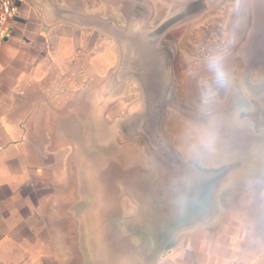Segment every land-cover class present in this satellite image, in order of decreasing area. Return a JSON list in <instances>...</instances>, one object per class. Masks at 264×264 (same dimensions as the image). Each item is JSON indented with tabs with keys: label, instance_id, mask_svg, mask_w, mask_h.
Instances as JSON below:
<instances>
[{
	"label": "flooded vegetation",
	"instance_id": "flooded-vegetation-1",
	"mask_svg": "<svg viewBox=\"0 0 264 264\" xmlns=\"http://www.w3.org/2000/svg\"><path fill=\"white\" fill-rule=\"evenodd\" d=\"M55 8L57 24L104 41L106 69L82 90L84 111L57 106V168L73 190L63 208L86 212L82 225L112 263L155 264L179 233L214 224L207 217L240 154L264 143V132L254 135L264 129V0H58ZM219 49L233 84L205 109L206 58ZM79 114L85 132L99 116L110 124L78 155L61 136L78 134ZM210 126L214 148L197 155L192 146Z\"/></svg>",
	"mask_w": 264,
	"mask_h": 264
},
{
	"label": "crops",
	"instance_id": "crops-1",
	"mask_svg": "<svg viewBox=\"0 0 264 264\" xmlns=\"http://www.w3.org/2000/svg\"><path fill=\"white\" fill-rule=\"evenodd\" d=\"M12 1L17 15L0 44V264H120L97 252L86 212L61 202L73 190L57 168V56L81 34L57 24L58 0ZM155 264H264V245L214 223L180 233Z\"/></svg>",
	"mask_w": 264,
	"mask_h": 264
},
{
	"label": "rangeland",
	"instance_id": "rangeland-1",
	"mask_svg": "<svg viewBox=\"0 0 264 264\" xmlns=\"http://www.w3.org/2000/svg\"><path fill=\"white\" fill-rule=\"evenodd\" d=\"M80 34L78 40L82 43L81 47L59 49L62 55L57 60V106H62V110L66 107L69 109L78 107V111H84L85 104H80L82 90L88 87L86 85L102 79L106 70L99 64L103 60L104 41L100 38L96 39V35L94 34L93 37L90 32L77 31V35ZM91 40L93 46L87 49ZM71 44L73 45V41ZM69 116L70 113H63L62 122ZM77 120L80 129L75 135L77 138L66 133L62 134L61 138L65 144L63 148H67V152L74 150L79 155V152L93 149L101 142L102 136L99 135V130L108 123V120L101 116L90 120L93 134L83 130L84 127H88L84 116L79 114ZM261 131L264 132V129L255 131L254 135L261 134ZM76 140L82 142L77 149ZM240 155L237 165L228 174V180L218 192L214 212L207 217V220L211 219L212 223L221 222L223 226H229L231 233L238 236L243 243L262 246L264 245V195L261 193L264 188L261 186L250 188L248 181L255 178L264 179V143L254 142L252 151L248 150V153L243 152Z\"/></svg>",
	"mask_w": 264,
	"mask_h": 264
},
{
	"label": "clouds",
	"instance_id": "clouds-1",
	"mask_svg": "<svg viewBox=\"0 0 264 264\" xmlns=\"http://www.w3.org/2000/svg\"><path fill=\"white\" fill-rule=\"evenodd\" d=\"M226 49H219L209 54L206 58V66L208 72L211 74V82L205 81L203 83V91L201 94L202 105L205 109L210 108L215 100L217 91L219 89L229 88L233 84L232 74L226 66ZM215 144V133L210 126L206 129L199 138L198 144L192 146L194 153L199 155L201 149L211 152ZM249 187L261 186L264 188V179L255 178L248 181ZM264 195V191L261 193Z\"/></svg>",
	"mask_w": 264,
	"mask_h": 264
},
{
	"label": "built area",
	"instance_id": "built-area-1",
	"mask_svg": "<svg viewBox=\"0 0 264 264\" xmlns=\"http://www.w3.org/2000/svg\"><path fill=\"white\" fill-rule=\"evenodd\" d=\"M17 15V8L12 0H0V44L11 36V21Z\"/></svg>",
	"mask_w": 264,
	"mask_h": 264
},
{
	"label": "water",
	"instance_id": "water-1",
	"mask_svg": "<svg viewBox=\"0 0 264 264\" xmlns=\"http://www.w3.org/2000/svg\"><path fill=\"white\" fill-rule=\"evenodd\" d=\"M185 6H186V5H184L183 7L185 8ZM199 8H200V6H197V5H196V6H194V8H190L189 11H190V13L193 12V11H198ZM55 9H56V8H55ZM184 10H185V9H184ZM56 12H57V11H55L54 9L52 10V13H56ZM178 12H179V13H182V9H180ZM181 15H183V14H181Z\"/></svg>",
	"mask_w": 264,
	"mask_h": 264
}]
</instances>
